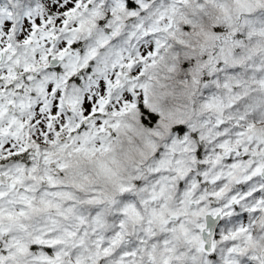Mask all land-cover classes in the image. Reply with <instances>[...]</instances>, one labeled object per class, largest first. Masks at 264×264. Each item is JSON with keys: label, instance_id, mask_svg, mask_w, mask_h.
I'll list each match as a JSON object with an SVG mask.
<instances>
[{"label": "snow or ice", "instance_id": "snow-or-ice-1", "mask_svg": "<svg viewBox=\"0 0 264 264\" xmlns=\"http://www.w3.org/2000/svg\"><path fill=\"white\" fill-rule=\"evenodd\" d=\"M0 264H264V0H0Z\"/></svg>", "mask_w": 264, "mask_h": 264}]
</instances>
